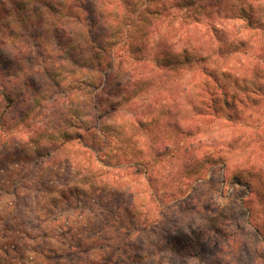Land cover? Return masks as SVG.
<instances>
[{"label":"rangeland","instance_id":"374dc122","mask_svg":"<svg viewBox=\"0 0 264 264\" xmlns=\"http://www.w3.org/2000/svg\"><path fill=\"white\" fill-rule=\"evenodd\" d=\"M150 1L160 15L147 34L135 36L144 0H97L104 20L120 24L117 37L108 38L113 47L107 67L67 66L81 72L70 84L83 92L93 128L110 118L100 132L106 143L102 175L95 180L90 171L60 167L50 188L36 193L39 207L47 208L44 226L59 244L74 238L103 246L108 264H264V0ZM84 20L95 30L94 15ZM8 37L0 33L12 52ZM16 47L21 53L12 52L0 65V79L9 76L17 89L32 78L39 88L56 39L27 35ZM129 58H135L132 66ZM109 67L113 76L105 87ZM128 68L135 70L126 76ZM87 84L98 88L85 97ZM221 86L228 91L229 117L214 116L210 108L222 109L213 104L221 99ZM61 91L53 89L34 106L32 124L55 128L68 104ZM51 98L61 101L49 105ZM24 131L14 133L25 140ZM37 162L2 163L0 187L24 178L31 191ZM130 198L134 206L127 209ZM147 217L166 219L171 231L161 238L150 234L145 246L135 229ZM33 220L30 215L25 223ZM176 239L175 251L166 249ZM138 247L141 258L129 260Z\"/></svg>","mask_w":264,"mask_h":264},{"label":"trees","instance_id":"16d2710c","mask_svg":"<svg viewBox=\"0 0 264 264\" xmlns=\"http://www.w3.org/2000/svg\"><path fill=\"white\" fill-rule=\"evenodd\" d=\"M99 4L97 0H0V33L3 36L8 34L9 40L13 42L12 52L21 53L16 46L27 35H30L31 39H40L47 43L51 37H54L57 42V48L52 55L51 68L44 70L43 84L41 83L39 88L36 87L37 81L32 78L25 88L17 89H14V81L9 79V76L0 79V167H4L2 163L8 160L13 161L12 164L15 166H22V161L33 158L38 160L36 174L33 180H29L33 188L31 191L25 187L24 178L17 184H11L9 181L7 184L4 181L3 186L0 187V264H108L107 260L102 258L107 255L103 246L95 249L85 239L74 241V238H70L63 245L56 240L52 241L49 225L44 226L46 223L42 220L46 217L44 211H47V208L39 207L42 200L36 194L41 188H50L52 178L58 174L62 166L68 171L73 168L90 171L95 180L102 175L100 165L103 164V150L101 149L106 143L102 141L100 132L102 125L106 124V119L110 118L102 117L101 122L93 128L89 116L87 117V100L81 101L82 91L70 84V81L73 83L74 78L81 72L70 71L67 66L75 65L81 70L84 66H90L92 71L95 66L100 71L102 67H107L105 57L111 55L113 47V44L108 42V38L112 40L117 37L120 24L119 21L113 23L104 20L103 14L100 15ZM152 4L153 1L144 0L140 10L141 15L136 23L135 36L147 34L148 29L153 26L155 20L153 17L160 15V11L151 8ZM79 6L83 8L84 16H95L97 25L95 30L86 28ZM51 30H54L53 35ZM12 52L0 39V65L8 64V57H11ZM134 59L132 61L128 59L129 66H132ZM108 69L105 87L110 86L109 80L113 76V67ZM133 70L135 69L128 68L123 73L127 76V72ZM115 85L118 86V83ZM85 86L87 92L83 94L85 97L88 91L98 88L91 84ZM53 89L64 90L61 91L64 94L62 101L68 102L59 116L60 122L51 129L32 124L34 106L46 102L45 97L51 94ZM221 89V99H217L218 101L213 104L221 103L222 109H216L215 105L210 108L214 116L219 113L221 117L225 114H227L225 117H229L228 91L224 86H221ZM108 99H105L104 103L109 106L111 102ZM50 101L49 105H56L61 100L51 98ZM92 108L97 107L92 106ZM99 109L105 110L103 104L99 105ZM18 128L26 130L27 133L24 131L22 134L26 135L25 140L21 133H14ZM42 158L47 159L46 168L40 165ZM145 166L148 167L149 164ZM143 175V179L148 183L150 177L148 171ZM233 182L241 184L237 178H233ZM6 185L12 187L6 188ZM59 196L64 198V193L60 191ZM54 200L55 198H52L51 202ZM126 205L127 209L133 208L132 198ZM30 215L34 218V222L31 226H27L25 220ZM165 220L162 217L158 220L147 217L142 226L135 229V233L141 234L145 239V243L141 245H147L149 238L152 237L150 234L161 238L171 231L169 226L163 225ZM176 240L177 242L172 241L168 244L166 249L175 251V247L180 245L179 239ZM150 243L156 246L153 241ZM25 248L27 253L24 252ZM142 251V248L138 247L128 259H140ZM193 258L198 257L194 254Z\"/></svg>","mask_w":264,"mask_h":264}]
</instances>
